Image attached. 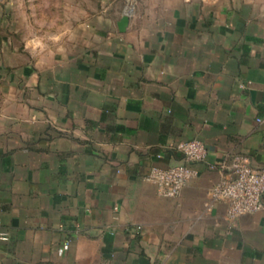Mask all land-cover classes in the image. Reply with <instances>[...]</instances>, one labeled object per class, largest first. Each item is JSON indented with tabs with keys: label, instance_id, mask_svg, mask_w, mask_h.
Wrapping results in <instances>:
<instances>
[{
	"label": "crops",
	"instance_id": "obj_1",
	"mask_svg": "<svg viewBox=\"0 0 264 264\" xmlns=\"http://www.w3.org/2000/svg\"><path fill=\"white\" fill-rule=\"evenodd\" d=\"M130 1L0 38V264H264V208L204 205L235 155L264 166V0Z\"/></svg>",
	"mask_w": 264,
	"mask_h": 264
},
{
	"label": "built area",
	"instance_id": "obj_2",
	"mask_svg": "<svg viewBox=\"0 0 264 264\" xmlns=\"http://www.w3.org/2000/svg\"><path fill=\"white\" fill-rule=\"evenodd\" d=\"M182 152L184 161L173 165H153L145 179L156 185L157 192L166 197L179 196L190 179L199 174L193 163L206 161L208 148L199 138L184 139L175 144ZM224 174L208 190L205 201L206 210H211L217 203H228L227 216L235 220L247 213H254L264 208V166L255 167L244 155H235L229 164L224 165ZM210 167L216 164L210 163ZM0 239H8L7 233H0ZM69 247L66 242L60 252Z\"/></svg>",
	"mask_w": 264,
	"mask_h": 264
},
{
	"label": "rangeland",
	"instance_id": "obj_3",
	"mask_svg": "<svg viewBox=\"0 0 264 264\" xmlns=\"http://www.w3.org/2000/svg\"><path fill=\"white\" fill-rule=\"evenodd\" d=\"M132 0L128 3L132 6ZM96 0H0V38L13 33L28 37L61 26L91 9Z\"/></svg>",
	"mask_w": 264,
	"mask_h": 264
},
{
	"label": "water",
	"instance_id": "obj_4",
	"mask_svg": "<svg viewBox=\"0 0 264 264\" xmlns=\"http://www.w3.org/2000/svg\"><path fill=\"white\" fill-rule=\"evenodd\" d=\"M130 18H131L130 11L126 9V11L124 12L121 19L118 22L120 31H125L127 29L130 22Z\"/></svg>",
	"mask_w": 264,
	"mask_h": 264
}]
</instances>
